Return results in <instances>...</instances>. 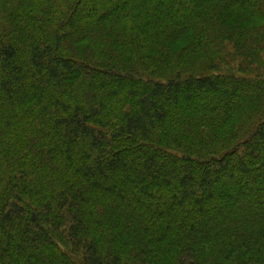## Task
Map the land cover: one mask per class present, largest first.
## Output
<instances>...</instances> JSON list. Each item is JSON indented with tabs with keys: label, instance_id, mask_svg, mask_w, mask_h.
<instances>
[{
	"label": "trees",
	"instance_id": "1",
	"mask_svg": "<svg viewBox=\"0 0 264 264\" xmlns=\"http://www.w3.org/2000/svg\"><path fill=\"white\" fill-rule=\"evenodd\" d=\"M0 264H264V0H0Z\"/></svg>",
	"mask_w": 264,
	"mask_h": 264
}]
</instances>
